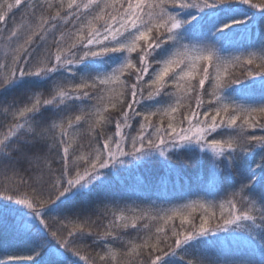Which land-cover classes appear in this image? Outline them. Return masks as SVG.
<instances>
[{"label": "snow or ice", "instance_id": "snow-or-ice-1", "mask_svg": "<svg viewBox=\"0 0 264 264\" xmlns=\"http://www.w3.org/2000/svg\"><path fill=\"white\" fill-rule=\"evenodd\" d=\"M239 6L258 10L264 22V0H0V103L14 89L31 86L25 102L0 109L6 121L0 126V175L8 181L0 200L27 209L22 223L45 242L33 249L35 255L10 259L74 264L71 258L78 257L95 264L75 244L93 235L95 221L86 218L70 228L59 217L80 201L90 202L93 189L107 187L112 170L129 158L167 160L182 149L211 153L244 176L238 191L218 205L219 213L207 201L157 215L113 212L99 239L115 240L113 229L159 219L163 224L154 233L129 242L126 264H145L143 254L147 264H175L201 251L209 238L237 230L258 239L264 250V190L255 187L264 186V157L253 161L254 171L246 166L251 154L264 152V56L259 63L255 53L227 59L215 47L247 31L255 19ZM194 39L201 46L192 45ZM236 64L246 66L243 79L226 80ZM42 85L47 95L33 90ZM257 85L255 106L230 99L228 89L247 95ZM110 125L113 133L105 135ZM82 130L87 145L75 143ZM51 217L61 227L51 228ZM177 219L179 226L172 223ZM117 255L110 250L98 259L109 264Z\"/></svg>", "mask_w": 264, "mask_h": 264}, {"label": "trees", "instance_id": "trees-1", "mask_svg": "<svg viewBox=\"0 0 264 264\" xmlns=\"http://www.w3.org/2000/svg\"><path fill=\"white\" fill-rule=\"evenodd\" d=\"M260 0H253V3H259ZM23 7V6H21ZM246 11L249 16L255 19L249 23L247 31H240V34L231 38L223 45H215L220 49V55L227 59L235 56H246L248 53H255L257 63L260 57L264 56V22L258 10L239 6ZM21 9L15 10V20L20 21ZM9 27L12 26V19L8 21ZM203 42L192 40L191 44L197 47ZM2 55V50H0ZM244 65L236 64L229 66L226 73V80L240 77L243 79ZM254 70L255 64L251 66ZM247 82V81H246ZM209 85L206 84V87ZM31 86H22L7 93L3 97L4 103H0V109L7 107V104L16 101L22 103L26 101V92ZM35 91L43 92L47 95V85L39 88H33ZM230 99L236 103L251 104L255 106L260 102L261 90L259 86L250 90L247 95H240L228 89ZM168 98L166 97L165 100ZM194 103V101H193ZM109 116H115L117 113L110 112ZM156 118H154L155 121ZM3 113L0 112V126L5 123ZM167 123V121H165ZM136 125L134 124V130ZM86 129V126H84ZM2 130V128H0ZM114 125L105 129V135H112ZM253 134V133H249ZM255 134H261L259 129ZM77 145L88 143L86 130H82L74 137ZM78 154V153H77ZM170 159H164L158 155L148 157L144 160L132 161L124 166L117 165L112 170L108 180L110 184L107 187L94 188L90 197V202L80 201L71 213H66L59 217L63 223H67L71 228L74 224L83 223L86 218L90 222L95 221L93 225V235L86 236L84 240H76L75 244L80 247L82 254H85L89 260L95 259V264H101L98 254L104 255L109 251L117 252L115 261L109 264H126L128 257L124 255L129 242H139L146 235L155 232V228L163 224L162 220L140 221L138 228L133 229H113L116 232L117 239L108 238L107 241L99 239V234L103 232L104 226L113 219L112 213H124L131 218L139 215L141 212H147L150 215H157L164 211L180 208L185 211L184 206L194 201H207L216 205V211L219 213L218 205L221 202L231 198L233 191H238V185L244 176L239 172L229 171L224 168L222 159H214L211 153H202L198 149H182L178 152L170 153ZM264 157V152L257 150L251 154L246 161V166L255 170L253 161L260 162ZM247 167L245 175H247ZM10 175V174H9ZM8 181L3 175H0V191H3L2 185ZM256 191L264 190V186L257 183ZM257 207L259 205L257 204ZM227 208V205H225ZM27 209L17 206L11 202L0 200V264H39L27 259H10L11 257H27L35 255L33 251L37 244L45 242L39 241L34 236V229L27 228L21 221V213ZM202 210L197 207L194 215L199 216ZM79 213V216H77ZM57 217L49 218V225L55 229L61 227L57 223ZM148 223L149 228L143 229V224ZM179 226V220L172 222ZM169 229L172 224L167 226ZM67 231V230H65ZM215 240L216 243L211 241ZM95 241V242H94ZM171 242V241H170ZM48 243L53 248L58 244L55 240L48 237ZM201 251L189 253L184 261L176 258L175 264H187V259H192L193 264H208L209 261L219 262V264H264V250L260 246V241L254 239L247 231L237 230L230 233H219L215 238H209L208 245L201 244ZM62 251V250H61ZM58 259H63L58 256ZM74 264H84L78 257L71 258ZM147 264V254L140 257Z\"/></svg>", "mask_w": 264, "mask_h": 264}]
</instances>
